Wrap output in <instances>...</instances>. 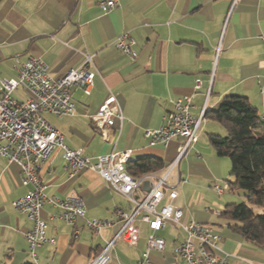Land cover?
Listing matches in <instances>:
<instances>
[{
    "label": "crops",
    "instance_id": "obj_1",
    "mask_svg": "<svg viewBox=\"0 0 264 264\" xmlns=\"http://www.w3.org/2000/svg\"><path fill=\"white\" fill-rule=\"evenodd\" d=\"M123 33L135 42L134 61L113 46ZM260 36H264V0H236L235 4L234 0H117L106 13L100 12L96 0H0V77L16 73V60L25 62L35 56L57 78L69 68H79L84 54L91 55L96 75L89 95L72 88L73 115L58 118L44 113L43 117L63 134L68 148L82 149L91 160L129 150L130 160L160 159L163 169L151 172L158 176L176 159L184 141L174 138L166 148L152 147L143 133L162 126L175 101L189 97L192 118L202 114L198 141L179 159L172 170L173 182H168L177 193L173 204L182 212L181 222L209 225L220 237L218 246L228 255L227 264H264V248L245 241L221 218L229 201L221 199L216 205L207 201L227 168L225 157H218L209 141L210 135L224 136L226 129L210 118V112L218 109L224 97L239 96L260 117L263 114L264 44ZM196 80L200 81L197 90ZM18 95L27 96L23 91ZM109 96L120 106L123 118L114 121L106 142L91 116ZM39 180L47 197H79L85 214L67 224L57 217L56 208L44 204L41 218L46 222L47 242L35 251L38 264H87L121 227L115 211L131 213L133 209L96 173L68 176L60 151L52 153ZM27 190L21 184L19 167L0 156V264H33L25 239L32 223L12 207ZM147 192L143 186L138 198ZM216 195L221 198L224 193ZM94 219L112 225L94 234L87 226ZM137 228L136 245L128 246L120 239L113 243L111 264L137 263L149 233L143 222H137ZM156 235L165 247L150 252L151 263L184 264L174 253L184 237L182 230L167 223Z\"/></svg>",
    "mask_w": 264,
    "mask_h": 264
},
{
    "label": "built area",
    "instance_id": "obj_2",
    "mask_svg": "<svg viewBox=\"0 0 264 264\" xmlns=\"http://www.w3.org/2000/svg\"><path fill=\"white\" fill-rule=\"evenodd\" d=\"M235 2L236 0L234 4ZM96 4L100 12L106 13L117 5V0H96ZM260 40L264 44V36H260ZM134 45L135 42L128 33L121 34L113 42V46L130 61L137 57L133 50ZM83 57L84 61L79 68H69L57 78L51 77L43 60L35 56L25 62L16 60V73L10 78L0 77V156L8 164L14 163L19 167L21 184L28 188L24 196L12 203V207L25 214L32 223V227L25 233V239L33 264H38L36 249L47 242L46 222L41 218L45 203L56 208L59 212L57 217L67 224H74L85 214L84 203L79 197H47L43 192L44 186L39 180V174L55 151L62 153L68 176L72 177L81 171L94 172L112 191L125 197L133 206L131 213L121 209L115 211L116 221L121 223V227L114 239L87 264H111L109 251L118 239L128 246L136 245L137 222L145 223L149 233L136 264H152L150 252L164 250V240L156 233L167 223L180 228L184 234L182 241L174 248L175 255L184 264H227L228 255L218 246L220 237L209 225L181 222L182 212L173 204L177 193L168 183L179 159L198 141L202 114L197 119L192 118L189 97L175 101L173 110L166 113L162 126L146 129L143 133V137L152 147L166 148L174 138H182L184 141L178 148L176 159L162 176L155 173L137 178L131 176L126 171L131 155L129 150L99 155L91 160L84 155L82 149L68 148L63 134L55 130L43 117L44 113H51L58 118L72 116V88L89 95L96 72L92 65V56L84 54ZM199 88L200 81L196 80L195 89ZM19 91L27 96L20 98ZM122 118L120 106L113 96H109L91 116V122L99 131L102 140L107 142L114 121ZM261 118L264 121V110ZM145 182L149 190L140 200L137 192ZM213 190L222 195L229 190V185L215 184ZM164 199L167 201L162 204ZM111 225L108 220L87 221L88 228L94 234Z\"/></svg>",
    "mask_w": 264,
    "mask_h": 264
},
{
    "label": "trees",
    "instance_id": "obj_3",
    "mask_svg": "<svg viewBox=\"0 0 264 264\" xmlns=\"http://www.w3.org/2000/svg\"><path fill=\"white\" fill-rule=\"evenodd\" d=\"M210 118L226 129L224 136L210 135L209 141L218 157L230 161L233 181L229 189L247 193L246 203L227 204L220 216L245 241L264 248V121L248 100L239 96L224 97ZM163 166L160 159L144 156L129 160L126 171L137 178Z\"/></svg>",
    "mask_w": 264,
    "mask_h": 264
},
{
    "label": "rangeland",
    "instance_id": "obj_4",
    "mask_svg": "<svg viewBox=\"0 0 264 264\" xmlns=\"http://www.w3.org/2000/svg\"><path fill=\"white\" fill-rule=\"evenodd\" d=\"M225 162L227 163V168L225 169V172L223 173V178L217 182L218 185H223V184H229L230 182L233 181V178L230 176V161L227 157H225ZM168 182H173L172 179H169ZM210 194H211V199H207L208 203L216 205L217 201H221V199L223 200H228V203H241V202H245L246 203V192L244 190H240V189H236V190H227L224 192V195L219 198L215 192L213 190L210 189ZM223 200V201H224ZM208 209L213 210V208H210V206H208V204H206ZM220 205V204H219ZM255 212L259 213L260 209H254Z\"/></svg>",
    "mask_w": 264,
    "mask_h": 264
},
{
    "label": "water",
    "instance_id": "obj_5",
    "mask_svg": "<svg viewBox=\"0 0 264 264\" xmlns=\"http://www.w3.org/2000/svg\"><path fill=\"white\" fill-rule=\"evenodd\" d=\"M144 188H145V190L148 191V184H147V182L144 183Z\"/></svg>",
    "mask_w": 264,
    "mask_h": 264
}]
</instances>
